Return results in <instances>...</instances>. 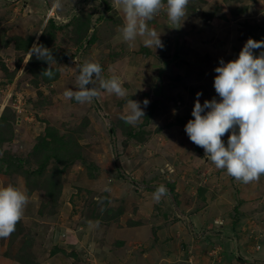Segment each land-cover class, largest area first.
Wrapping results in <instances>:
<instances>
[{"label": "rangeland", "instance_id": "1", "mask_svg": "<svg viewBox=\"0 0 264 264\" xmlns=\"http://www.w3.org/2000/svg\"><path fill=\"white\" fill-rule=\"evenodd\" d=\"M103 1L60 0L57 7L56 0H0V66L12 72L22 59L13 81L0 67V114L10 108L19 118L7 153L21 157L28 144L54 127L70 138L79 136L82 155L100 168L97 178L74 183L78 174L87 172L78 162L67 175L62 208L50 216L48 206L45 217L36 214L49 202L47 184L29 194L24 176L0 174V187L11 184L28 196L21 220L31 228L36 263L264 264V175L258 182H238L209 162L185 132L187 121L194 119L197 93H202L201 104L219 100L213 86L219 61L237 59L247 40L262 33L264 0H189L179 25L171 24L162 9L147 21L161 35V48L146 47L141 37L123 41L118 29L124 13L113 0H107L109 12L102 13L107 8ZM84 9L95 14L93 22L100 15L103 19L92 28L97 43L75 56V27L67 16ZM50 19L61 28L52 52L73 59L55 60L51 67L58 79L47 85L41 76L26 72L36 56L20 52L16 43L18 37L39 41ZM176 52L179 59L163 76L162 94L154 96L161 61ZM85 60L99 63L103 78L119 77L127 95L121 98L101 89L95 102L66 98L65 90H77L76 68ZM130 99L142 107L145 99L149 104L159 101L149 124L143 125L144 117L135 126L121 119L128 114ZM41 100L46 101L36 108ZM131 131H141V139H130ZM230 134L222 137L226 146ZM160 185L168 194L156 202L152 194ZM53 232V244H47ZM10 238L3 243L0 238V264H22L6 257ZM53 248L60 250L51 256ZM18 249L14 245L12 253Z\"/></svg>", "mask_w": 264, "mask_h": 264}, {"label": "clouds", "instance_id": "2", "mask_svg": "<svg viewBox=\"0 0 264 264\" xmlns=\"http://www.w3.org/2000/svg\"><path fill=\"white\" fill-rule=\"evenodd\" d=\"M114 6L124 13V24L118 29L123 41H135L143 38L146 47H163L161 35L150 29L147 21H151L162 9H166L168 21L179 25L186 14L189 0H113ZM56 6L61 7L60 0ZM264 49V40L249 38L237 59L214 69V89L219 97L200 102L202 93L196 94V101L191 113L194 119L188 121L185 132L191 142L205 151L206 158L217 169L224 170L227 175L238 182L249 184L258 182L264 175V51L259 55L255 50ZM32 58L44 61L49 68L42 76H53L51 65L56 63L52 50L38 41L28 51ZM162 63V61H161ZM77 90L67 89L63 95L80 104L91 103L98 98L100 90L117 97H125L127 89L117 76L107 79L102 76L99 63L85 60L77 65ZM95 77V78H94ZM99 82V87L94 83ZM92 87H88L89 85ZM127 101V115L121 117L126 124L135 126L145 117L144 108L150 101ZM228 136L227 146L222 137ZM168 194L164 185H160L152 194L156 202ZM28 196L17 187L9 184L0 187V238H8L16 230L22 219Z\"/></svg>", "mask_w": 264, "mask_h": 264}, {"label": "trees", "instance_id": "3", "mask_svg": "<svg viewBox=\"0 0 264 264\" xmlns=\"http://www.w3.org/2000/svg\"><path fill=\"white\" fill-rule=\"evenodd\" d=\"M103 2H105L107 8L102 13H107L109 12L110 7L108 6L107 0H104ZM84 12H86L85 9L81 12H78L79 14L76 16H67V19H72L75 27V36H73V39L75 41L74 43H76V46L79 47L78 53H76L75 56H79L80 53L82 54L81 56L85 55L86 49L97 43L99 39L97 32H93L92 28H94V26H97V23H101L103 15H100L97 20L95 19L96 22H93L95 14H93V12ZM72 13L74 14V10H72ZM62 15L64 17L66 16L65 13H62ZM46 28L47 29L42 32V35L38 42L53 51L52 46L56 40V33L61 28H59L57 22L54 19L49 20V26ZM90 32L93 33L90 34ZM17 39L18 41L16 43V48L20 52L27 54L34 43V38H23L25 39L23 40L21 39V37H18ZM255 39L256 41L264 40V27L262 29V33L259 36H256ZM260 50L262 51V49ZM52 54L55 60L73 59L72 56L67 55L66 53L63 54L64 58H58L54 52H52ZM255 54L259 55V50H255ZM32 57H34V55ZM35 58L36 57H34V59ZM34 59V62L30 61V63L28 64V67L26 69L27 73L35 74L36 77L41 76L45 80V83L47 85H50L51 81L58 79L56 75L57 71L54 70V78L42 76L43 71L47 70L49 68V65L44 61L38 60L37 62ZM20 61H22V59H20ZM20 61L19 63H17L16 69L12 72H10L4 64H1V71L7 77L8 81L14 80L18 68H20ZM33 84L37 88L39 82L35 80ZM45 101L46 100L36 101V108L42 106ZM74 102L76 101L74 100ZM93 102H95L94 99ZM158 103L159 101L156 100L154 104L148 105L143 125L150 123L153 114L158 109ZM15 112L16 111L10 108H6L3 113L0 114V174L5 177L8 176L11 178L15 175H21L22 177L24 176L26 180V188L29 194H32L36 188L42 187L43 184H47V191L45 194L48 193L46 197L49 198V202L42 203L41 208L38 210V213L36 215L45 217V210H47V207L49 206L50 209L47 214H49L50 216H54L63 206V201H61V199L64 198L63 191L68 187L67 184L70 182L67 180V175L72 172L75 165L78 164V162L83 163L86 166L87 172L84 174L82 173L81 175L78 174V176L80 177L75 181L73 180L74 183H80L79 181H85L86 179L97 178L100 172V168L97 167L95 163L91 162L88 158H85L82 155L83 148L80 147L81 145L79 136L70 138L67 135L62 134L59 129L54 127H48L42 134V136L37 138L36 142L28 144L29 147L24 153L25 156L24 154L22 155L23 157H14L12 154L9 155L5 147L8 144H12L14 138H16L15 124L19 120V118L16 117ZM183 123L185 124V122ZM141 133V131H131L128 136L130 139H141ZM50 165H52V168L49 171ZM118 168L121 170V167L119 165ZM31 232L32 231L29 227V223H23L22 220L17 223L16 230L13 234H11V238L8 242L9 253H7L6 255L7 258L13 259V261H17L22 264H37L35 261L37 254L33 251V249H31V246L35 245L34 237L31 236ZM53 236L54 232L52 234L49 233L47 244H53ZM1 241L3 243V238H1ZM30 242L32 245L30 244ZM123 244L124 243L121 241L117 243V246L119 247ZM14 245L19 248L16 254L12 253ZM110 249H115V247H111ZM59 250L60 249L53 248L50 255L53 256L54 254H57ZM109 254H111L110 251Z\"/></svg>", "mask_w": 264, "mask_h": 264}, {"label": "water", "instance_id": "4", "mask_svg": "<svg viewBox=\"0 0 264 264\" xmlns=\"http://www.w3.org/2000/svg\"><path fill=\"white\" fill-rule=\"evenodd\" d=\"M179 59V53L176 52L171 59H162V68L159 70V73L156 77V83L154 85L153 95L160 97L164 85H161L163 82V76L171 72V66L175 61Z\"/></svg>", "mask_w": 264, "mask_h": 264}, {"label": "built area", "instance_id": "5", "mask_svg": "<svg viewBox=\"0 0 264 264\" xmlns=\"http://www.w3.org/2000/svg\"><path fill=\"white\" fill-rule=\"evenodd\" d=\"M18 103H21V101L18 99Z\"/></svg>", "mask_w": 264, "mask_h": 264}]
</instances>
